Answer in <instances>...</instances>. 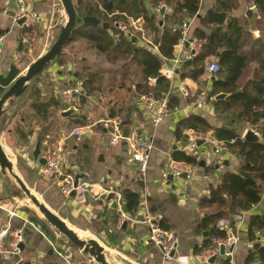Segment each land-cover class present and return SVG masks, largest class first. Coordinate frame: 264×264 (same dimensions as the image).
<instances>
[{
    "label": "crops",
    "instance_id": "obj_1",
    "mask_svg": "<svg viewBox=\"0 0 264 264\" xmlns=\"http://www.w3.org/2000/svg\"><path fill=\"white\" fill-rule=\"evenodd\" d=\"M72 1L77 3V0ZM166 1L173 6L180 0H123L125 4L121 9L125 13L120 14L125 18L121 21L133 33L138 34L136 36L132 33L137 39V42L132 44L147 47L157 55L162 61L160 70L169 69L173 59L179 58L182 62L192 59L184 46L185 42L174 46V58L170 60L162 58L156 46H152L155 37L161 35L163 27L173 28L164 22L165 16L172 12L171 8L166 6ZM215 1L199 0L197 14L187 19L186 40L195 38L197 30H202L208 35L211 33L212 26H204L202 20L213 8ZM257 1L238 0L236 9L228 14L225 22L228 25L230 21L235 20L242 28L240 44L247 66L236 84L240 92L249 82L260 81L264 77V72L258 64V60L264 56V12L258 8ZM20 2L25 3L40 19L30 30L19 26L17 21L12 19ZM82 2L95 6H89L88 9L92 8V15L98 19L96 14L98 10H102V4L98 0ZM134 3L139 6V10L145 9L148 15L154 16L158 21L159 29L156 33L143 32V18L139 17L140 15L133 18L127 14V10ZM161 4L165 5V9L159 8ZM98 20L99 28L106 25L105 30L119 39L118 33L113 30L114 26ZM136 20L139 24L132 28V23ZM65 22L66 17L60 0H0V38H3L0 43V77L6 79L16 70L18 75L11 85L35 60L50 49ZM80 33L81 31L40 76L28 84L22 96L13 100L11 105L7 102L3 106V110H6L0 117V145L10 157L15 173L28 188L35 190L47 207L69 227L82 236L86 235L98 241L104 248V255L105 258L107 256L109 264H199L198 256L213 228L227 230V234L232 233L236 239L231 256H218L213 264H223L227 260L229 264H245L249 255H255L264 247V230L256 231L254 239H251L247 232L249 218L263 215L264 189L260 203L248 212L239 213L238 209L231 206L227 197L224 206L202 202L210 199L212 189L220 185L227 173H239L244 165L236 150L226 149L223 143L213 138V130L236 129L242 139L245 130L250 128L247 124L236 125L230 115L228 117L221 113L222 103L229 99L231 94L214 89L218 81L217 76L207 68L213 63L219 65L220 57L217 55L221 56L222 50L206 59L201 74L180 77L178 71L182 63L176 68L172 80L174 88L178 87L179 90L174 93L173 89L168 93L173 95L165 108L166 114L155 127L152 120L156 116L164 92L160 93L159 100L151 98L154 103L148 102L146 99L150 97L139 94L136 89L137 81H141L138 66L131 61L119 63L122 67L126 64L125 69L131 70V76H134L133 80L128 82L126 79L124 82L119 81L117 78L122 72H114L104 67L105 64L109 65L106 58L98 54L91 43L80 38ZM123 40L130 38L125 36ZM250 67H253V75L247 71ZM101 71L102 80L97 86L99 91L77 107L84 113L63 118L61 112L67 107L61 101V91L68 87H80L79 76ZM223 77L218 79L223 81ZM146 85L154 86L155 79H148ZM184 89L204 96L202 108H188L190 99L183 98ZM219 94H225L227 97L215 100ZM172 102L176 103L175 106ZM193 117L205 120L211 129L205 134L217 142V147L212 142L195 140L192 137L194 132L181 125ZM110 119H115L122 130L128 129L129 138L151 143L152 150L143 177L131 160L130 149L128 156L122 158V142L111 145L110 128L104 124ZM77 127L84 130L81 135L74 136L72 132ZM197 141H202L203 144L197 147ZM52 144H59L63 149L60 165L63 173L73 179L78 178L79 184L90 185L87 193H75L65 198L53 179L40 176L39 161L43 160ZM36 146L39 149L37 159L33 156ZM215 149L220 152L218 160L214 157ZM179 154L194 157L197 164L190 166L186 179L174 177L175 180L170 182L167 177L168 166L172 162H178L175 157ZM123 191L134 192L140 196L138 213L148 211L159 224L167 228L165 231L175 233L179 237L178 250L170 262L164 263L160 251L148 242L146 227L138 222H127L125 228H122V225L119 228L116 226L120 211L111 208L113 200H109V196L114 195L117 198L120 208L123 205ZM19 194L15 181L10 179L7 173L0 171V232L10 225L6 242L11 241L17 231L21 232L18 255H0V264H95L91 257L76 248H72L68 260L59 258L53 252L51 244H61L62 239ZM97 195H100V198L93 200ZM11 212L15 213L14 217L9 216ZM217 213H221V217L214 225H207L205 228L203 221ZM27 223L31 226H27ZM205 233L208 234L207 237ZM255 245H258L257 249H254Z\"/></svg>",
    "mask_w": 264,
    "mask_h": 264
},
{
    "label": "trees",
    "instance_id": "obj_2",
    "mask_svg": "<svg viewBox=\"0 0 264 264\" xmlns=\"http://www.w3.org/2000/svg\"><path fill=\"white\" fill-rule=\"evenodd\" d=\"M102 4V10H98L96 17L108 25L114 26L115 23L125 19L120 14L125 13L121 8L125 3L123 0H98ZM155 0H152L154 2ZM257 6L264 12V0H258ZM166 6L171 8L170 15L165 16L164 22L172 26V29L163 27L161 35L155 37L152 46H156L159 55L167 60L174 58V46L179 44L183 38L182 25H187V19L195 16L199 10V0H180L172 6L166 1ZM238 0H216L213 8L207 12L202 20L204 26H212V31L208 35L202 30H197L195 38L202 42V52L189 61L182 62V67L178 71L180 77L185 75L195 76L201 74L204 69V63L208 57L215 56L221 51L218 59L220 71L215 74V90L230 93L231 96L222 103L221 113L230 115L236 125L247 124L249 127H256L260 121H264V77L260 80H254L248 83L240 93L238 92L237 82L242 72L245 70L247 63L246 57L241 50L240 41L242 39V28L237 21L232 20L228 25L225 24L228 14L235 10ZM77 12L83 16L89 6H94L88 2L77 0L75 4ZM95 7V6H94ZM127 14L133 18H143L142 30L157 32L158 21L154 16L148 15L145 9L139 6H130ZM182 21V25L179 23ZM130 32L133 31L130 29ZM138 35L137 33H133ZM2 31H0V37ZM77 36V35H76ZM80 38L87 40L92 44V48L100 55L106 58V62L111 65H117L131 61L139 68V77L136 89L139 94L148 96L153 100L160 99V93L168 94L173 91V81L160 76L159 71L162 67L161 59L148 50L147 47H137L130 40H119L107 30L102 28H93L81 30ZM75 36L71 39L72 42ZM69 42V43H70ZM68 43V44H69ZM129 63V62H128ZM258 64L264 72V56L258 60ZM123 65V71L119 75V81L124 82L128 76V71ZM106 73V72H104ZM103 72H88L79 76L80 88L87 94L88 98L93 93L99 91L98 83L101 82ZM117 74V73H116ZM18 75L13 70L11 75L3 79L0 77V94L7 88L12 80ZM223 77V81L218 78ZM133 80L134 76L128 77ZM148 79H155V85L147 87ZM144 84V85H142ZM215 94V93H214ZM173 101V99H172ZM175 106V102H172ZM229 117V116H228ZM188 130L196 133H206L210 127L204 119L193 117L187 119L181 124ZM264 139V126L262 127ZM213 138L223 143L228 150H236V154L244 161V165L239 173H227L217 188L212 189L211 196L207 202L210 205H226L225 197L231 201V206L238 209L239 213L248 212L254 206L258 205L262 198L264 189V146L249 144L244 142L237 134L236 129L219 128L213 130ZM178 157V158H177ZM176 158L178 162L185 163L189 166H195L197 161L192 156L179 154ZM122 203L125 206L127 215H136L140 207V196L137 193L123 191L121 194ZM116 199L114 195L109 196V200ZM221 217L217 213L203 221V226L214 225L216 220ZM161 228H167L159 224ZM264 230V212L262 216H252L249 218L247 232L251 239H254L256 231ZM227 230L213 228L210 231V237L205 241L204 249L212 247L213 238H226ZM264 264V247L260 248L255 255H249L245 264ZM223 264H229L227 260Z\"/></svg>",
    "mask_w": 264,
    "mask_h": 264
},
{
    "label": "built area",
    "instance_id": "obj_3",
    "mask_svg": "<svg viewBox=\"0 0 264 264\" xmlns=\"http://www.w3.org/2000/svg\"><path fill=\"white\" fill-rule=\"evenodd\" d=\"M160 9H165V5H159ZM12 19L14 22L24 19L23 24L21 25L26 30L32 29L38 22L39 17L25 5V3L20 2L18 9L12 15ZM136 20L132 23V28L136 27L139 23ZM115 29L118 32H122L128 38L132 37L133 34L130 32V29L126 26L123 21H119L114 25ZM187 25H182L183 38L179 42L181 45L184 42H189L188 52L189 58L197 56L202 51V42L197 38H190L186 40V31ZM3 38H0V43ZM188 58V59H189ZM182 60L177 58L172 60V66L169 69L160 70V76L169 80H172L175 76V70L178 66H180ZM208 71L212 74H216L220 71V66L217 63H213L208 66ZM183 98L190 102L188 103V108L200 109L204 105V96L202 94H193L187 89L182 91ZM61 101L63 105L68 106H76L79 107L82 102L88 98L87 94L80 87H68L64 88L61 93ZM162 101L158 104V110L156 116L152 120V124L156 127L162 121V118L166 114L165 108L169 105V95L165 94L162 97ZM150 103H154L151 98L146 99ZM105 126L111 128L113 130V134L111 135L110 143L111 145L119 144L122 138V129L115 119H110L105 121ZM84 128L77 127L72 132V135L79 136L82 134ZM192 137L195 140H202L204 142H212L217 147V142L211 140L205 133H192ZM128 149H130V157L131 160L136 164L138 173L141 177L144 176L148 161L149 155L152 150V145L147 140H138L137 138H129L126 140ZM63 156V149L59 144H52V147L47 151V153L43 156L44 164L39 167V174L41 177L46 179H52L55 182L56 187L58 188L61 195L65 198H68L73 193L84 194L87 193L90 188V185L82 183L75 184L74 179L65 175L60 167ZM9 157V156H8ZM214 157L216 160L220 158V152L218 149H215ZM10 158V157H9ZM190 166L182 163V162H172L168 166V172L178 177L181 174H188L190 172ZM100 195L93 197V200H98ZM10 217H14L15 213L11 212L9 214ZM139 219V220H138ZM240 219V218H239ZM241 221V220H240ZM124 222L135 223L138 222L148 230V242L151 243L154 247H156L161 254V259L164 263H168L173 259L174 254L177 252L179 247V237L172 232L165 231L160 227L159 223L155 219V217L149 213L148 211H144L142 213H137L136 215H127L120 211V215L116 220V226L119 228ZM10 232V225L7 226L6 229L0 232V255L7 256H15L19 253V243L21 241V232L17 231L15 233V237L12 238L11 241L6 242L7 235ZM61 244H51V248L53 252L61 259L68 260L70 253L72 251V246L61 236ZM236 243V239L232 233H228L226 238H213L212 239V247L210 249L203 250L198 256L199 264H209V260L212 257L218 256L219 248L224 247L225 251H228L231 247H234ZM232 253V252H231ZM231 253H225V257L231 256ZM19 264V263H15Z\"/></svg>",
    "mask_w": 264,
    "mask_h": 264
},
{
    "label": "water",
    "instance_id": "obj_4",
    "mask_svg": "<svg viewBox=\"0 0 264 264\" xmlns=\"http://www.w3.org/2000/svg\"><path fill=\"white\" fill-rule=\"evenodd\" d=\"M61 8L65 14L66 22L63 27L60 28L59 33L56 37V40L50 47V49L41 57H39L37 60H35L28 68L27 70L19 76L8 88L7 90L1 95L0 97V117L5 113V110H3L4 104L9 102V105L12 104L13 100L19 98L22 96L26 89L28 88V84L36 79L38 76H40L43 71L51 65V63L57 59L61 54L64 48L68 45V43L71 41V39L76 36L81 30L90 29V28H97L100 24V21L96 19L92 15V8H89L88 11L85 13V15L80 16L77 12V7L75 3H73L72 0H60ZM164 10L161 11L163 13ZM24 22V19H20L17 21V24L21 26ZM179 25H182V21H180ZM102 28L105 30L106 25H102ZM113 30H116L115 27ZM116 32L119 35V40H123L125 38V35L122 32ZM131 43L137 42L136 37L132 36L130 37ZM184 46L188 49L189 42H185ZM217 57H220V55H217ZM81 84L79 83V86ZM179 88H174V93L178 92ZM173 94H169V98H171ZM227 95L225 94H219L215 97V100H222L225 99ZM84 111L78 109L76 106H68L65 110L61 112V116L63 118H69L72 116L82 115ZM264 126V121L260 123V125L257 128L250 127L247 130H245L242 140L249 144H257V145H264L263 141V135H262V129L261 127ZM111 135L113 134V130L110 128ZM122 149L123 154L121 155L122 158H126L128 156V144L127 139H129V131L128 129L122 130ZM187 138V137H186ZM203 144L202 141H197L196 146L200 147ZM39 155V149L36 146L35 151L33 153V156L35 159L38 158ZM198 158L197 156H195ZM39 163L41 165L44 164L43 160H40ZM0 171L2 173H7L17 184L19 190L25 195L27 200L32 204V206L37 210V213H39L43 220L55 230V232L64 238L73 248H76L80 250L82 253L88 255L92 258L93 262L95 264H109L108 261L105 258L104 255V248L101 246V244L96 241L95 239H84L76 231H74L71 227H69L58 215H56L47 205L35 194L32 193V191L26 186V184L23 182V180L15 173L13 165L9 159V157L6 155V153L3 151L2 146L0 145ZM170 182H173L174 175L171 173H168L167 175ZM54 177H52L53 179ZM187 174H181L178 176V179H186ZM75 184H78V178H74ZM74 195V193L72 194ZM111 208L113 209H119V211L126 213L125 206L121 205L120 208L118 207V200L117 198L113 200V203L111 205ZM139 220V219H138ZM27 226H31L29 223H27ZM126 222L122 224V228H125ZM205 236L207 237L208 234L205 233ZM258 245L254 246V249H257ZM234 247H231L228 249V251H225L224 247L219 248V254L218 256L224 257L225 253L233 252ZM218 256L212 257L209 260L210 264H213Z\"/></svg>",
    "mask_w": 264,
    "mask_h": 264
},
{
    "label": "rangeland",
    "instance_id": "obj_5",
    "mask_svg": "<svg viewBox=\"0 0 264 264\" xmlns=\"http://www.w3.org/2000/svg\"><path fill=\"white\" fill-rule=\"evenodd\" d=\"M115 66V67H114ZM104 67H108L107 69H111V70H113L114 72H122L124 69H123V67L121 66V64H117V65H111V64H109V65H107V64H105V66ZM106 69V70H107ZM252 69H253V67H250L249 68V70H247V71H249L248 73L250 74V75H253V73L251 72L252 71ZM128 76H131V70H129L128 71ZM128 76L126 77V82H128L130 79L128 78ZM10 179H11V177H10ZM24 182V181H23ZM32 182V181H31ZM28 186V185H27ZM18 187V186H17ZM29 189H30V187H29ZM30 190H32V193L33 194H35V195H37L38 196V193H36V191L35 190H33V189H30ZM18 191H19V195H20V197H21V199L23 200V201H25L26 203H27V205H29V206H31L33 209H35L33 206H32V204L27 200V198L25 197V195L19 190V188H18ZM35 211H36V213H37V210L35 209ZM39 214V213H38ZM40 215V214H39ZM40 217H42L41 215H40ZM43 219V218H42ZM45 222V221H44ZM46 223V222H45ZM47 225V224H46ZM86 236V235H85ZM87 237V236H86ZM88 238V237H87ZM86 238V239H87ZM90 239V238H89ZM76 250H78V249H76Z\"/></svg>",
    "mask_w": 264,
    "mask_h": 264
},
{
    "label": "bare ground",
    "instance_id": "obj_6",
    "mask_svg": "<svg viewBox=\"0 0 264 264\" xmlns=\"http://www.w3.org/2000/svg\"><path fill=\"white\" fill-rule=\"evenodd\" d=\"M78 235H80L81 237H83L84 239H86L87 237L86 236H82L80 233H78ZM87 239H89V238H87ZM113 257V256H112ZM106 258H107V256H106ZM114 262H116L115 260H113Z\"/></svg>",
    "mask_w": 264,
    "mask_h": 264
},
{
    "label": "flooded vegetation",
    "instance_id": "obj_7",
    "mask_svg": "<svg viewBox=\"0 0 264 264\" xmlns=\"http://www.w3.org/2000/svg\"><path fill=\"white\" fill-rule=\"evenodd\" d=\"M236 93H240V91H238V92H236ZM262 121H260V123H261ZM260 123L258 124V126L260 125ZM258 126H256V127H253V128H257ZM261 129H262V127H261ZM263 132V131H262ZM262 135H263V133H262ZM263 141H264V139H263ZM264 146V145H263Z\"/></svg>",
    "mask_w": 264,
    "mask_h": 264
}]
</instances>
